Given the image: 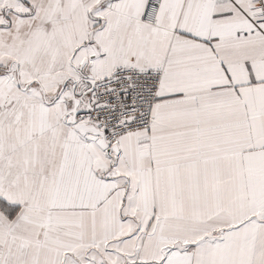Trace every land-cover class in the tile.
<instances>
[{
  "label": "snow or ice",
  "instance_id": "obj_1",
  "mask_svg": "<svg viewBox=\"0 0 264 264\" xmlns=\"http://www.w3.org/2000/svg\"><path fill=\"white\" fill-rule=\"evenodd\" d=\"M0 264H264V0H0Z\"/></svg>",
  "mask_w": 264,
  "mask_h": 264
}]
</instances>
